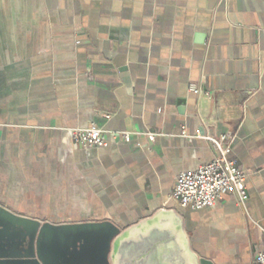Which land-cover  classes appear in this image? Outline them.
I'll use <instances>...</instances> for the list:
<instances>
[{"label": "crops", "instance_id": "0c3cea01", "mask_svg": "<svg viewBox=\"0 0 264 264\" xmlns=\"http://www.w3.org/2000/svg\"><path fill=\"white\" fill-rule=\"evenodd\" d=\"M89 125L105 146L74 141L70 129ZM223 133L248 199L180 206L177 175L210 161L203 136ZM0 205L56 227L106 224L44 238L52 264H102L113 227L160 208L181 214L212 264H253L264 243V0H0ZM5 243L0 253H23Z\"/></svg>", "mask_w": 264, "mask_h": 264}, {"label": "water", "instance_id": "95a60500", "mask_svg": "<svg viewBox=\"0 0 264 264\" xmlns=\"http://www.w3.org/2000/svg\"><path fill=\"white\" fill-rule=\"evenodd\" d=\"M0 240L4 247L22 248L20 253H0V264H52L42 254V240L57 229L76 230L105 223L56 227L8 211L0 205ZM85 225V226H84ZM102 264H212L191 246L181 214L160 208L119 230L112 228ZM12 244V246H11Z\"/></svg>", "mask_w": 264, "mask_h": 264}, {"label": "built area", "instance_id": "2783aa9c", "mask_svg": "<svg viewBox=\"0 0 264 264\" xmlns=\"http://www.w3.org/2000/svg\"><path fill=\"white\" fill-rule=\"evenodd\" d=\"M189 89L195 94H201L202 88L196 83H190ZM70 134L74 141L84 147H103L106 145L105 131L95 125L85 128H71ZM156 132H147L146 136L154 141ZM123 140L129 139L128 132L113 134ZM216 152L208 162L195 168L180 172L171 191V198L182 207L203 209L212 207L225 194H232L239 202L248 199L245 187L246 172L237 160L229 155L232 136L223 133L219 136L204 135ZM264 242V237H263ZM253 264H264V243L253 256Z\"/></svg>", "mask_w": 264, "mask_h": 264}]
</instances>
